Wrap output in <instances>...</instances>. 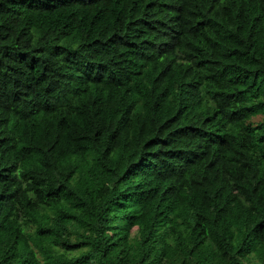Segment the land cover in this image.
Instances as JSON below:
<instances>
[{"label": "trees", "instance_id": "obj_1", "mask_svg": "<svg viewBox=\"0 0 264 264\" xmlns=\"http://www.w3.org/2000/svg\"><path fill=\"white\" fill-rule=\"evenodd\" d=\"M0 264H264V0H0Z\"/></svg>", "mask_w": 264, "mask_h": 264}]
</instances>
